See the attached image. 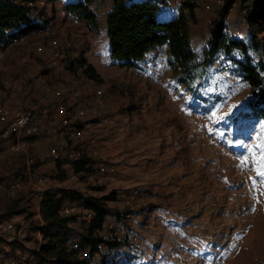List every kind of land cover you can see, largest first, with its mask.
I'll list each match as a JSON object with an SVG mask.
<instances>
[{"label": "rangeland", "instance_id": "obj_1", "mask_svg": "<svg viewBox=\"0 0 264 264\" xmlns=\"http://www.w3.org/2000/svg\"><path fill=\"white\" fill-rule=\"evenodd\" d=\"M164 1L167 7L193 8L192 14L185 9L190 44L197 51L207 47L226 0ZM65 2L45 0L37 5L34 15L42 11L46 27L12 41L6 49L0 47V91L7 100L10 90L3 87V80H18L22 104L8 105L36 111L42 130L24 137L26 153L1 145L0 206L18 197L25 208L34 210L36 196L47 189L76 190L83 197L111 195L112 213L100 234L117 240L121 248L106 260L264 264V176L258 175L261 150L256 147L264 141V118L256 122L245 115L252 90L238 76L236 65L218 52L202 80L191 87L177 80L165 46L154 47L135 65L121 66L109 56L105 31L106 8L112 2L94 0L90 5L97 14L95 27L63 12ZM248 2L235 0L224 18L226 33L246 43ZM50 38L59 41L62 58L52 60L48 47L36 49ZM258 38L260 50L250 54L255 62H264V33ZM73 42L79 47L72 48ZM77 57L92 65L98 78L77 66ZM50 86L63 88V97L53 96ZM97 89L102 94L96 95ZM40 92L50 93L51 100L43 97V105H38L35 96ZM4 100L0 97V104H7ZM59 102L66 106L68 124L82 128L76 140L50 127L49 120L58 125L61 120ZM79 106L85 110L82 117L74 111ZM53 146L62 152L58 161L50 155ZM71 150L75 157H67ZM81 156L92 162L87 171L76 172L73 162ZM15 175L21 185L11 195L7 181ZM66 207L61 212L73 217L69 224L74 239L69 245L77 247L91 214L80 202L68 201ZM0 213L9 214L2 209ZM4 236L0 257L8 263L16 257L33 260L30 248L37 251L42 242L38 231L21 233V244L8 239L17 234ZM100 248L93 255L80 250L83 264H102L107 247Z\"/></svg>", "mask_w": 264, "mask_h": 264}, {"label": "trees", "instance_id": "obj_2", "mask_svg": "<svg viewBox=\"0 0 264 264\" xmlns=\"http://www.w3.org/2000/svg\"><path fill=\"white\" fill-rule=\"evenodd\" d=\"M93 1L68 0L63 12L73 14L95 27L97 14L90 8ZM234 1L226 0L220 7L209 45L197 51L190 44L188 20L193 9L190 5L181 4L176 12L168 14L164 0H112L105 16L109 56L121 66H131L142 60L154 47L165 46L168 65L177 80L191 87L192 83H197V79L202 80L206 67L213 62L218 52H222L236 65L238 76L249 84L252 93L245 105L249 111L244 113L257 122L264 118V62H255L250 50L257 52L261 47L258 36L264 33V0H242L249 1V43L231 37L225 31L224 18ZM36 2L37 0H0V44L4 46L14 39L46 27L45 20H33L38 7ZM186 8L188 14L185 12ZM74 61L78 62L77 66L86 69L89 76L98 78L94 67L86 64L83 58L77 57ZM198 83L201 85V82ZM1 145H4L2 141L0 148ZM91 162L90 158L84 156L76 158L73 162L75 171H87L88 168L85 167ZM8 183L9 181L7 185ZM112 199L114 197L111 195L83 197L79 191L59 188L42 194L39 202L40 218H35L34 210L25 208L22 198L18 197L6 200L0 209L9 214L21 215L27 229L38 231L42 236V242L38 250L33 251V260L29 264H83L79 251L88 249L90 255H93L101 251L102 244L107 247L102 255V264H116L114 260L106 258L121 248L120 242L106 239L100 234L106 217L112 213L108 206V201ZM65 201L80 202L81 207L91 214L87 231L79 239L77 247L69 245L72 236L69 223L73 217L61 213ZM0 244H3L1 239Z\"/></svg>", "mask_w": 264, "mask_h": 264}, {"label": "built area", "instance_id": "obj_3", "mask_svg": "<svg viewBox=\"0 0 264 264\" xmlns=\"http://www.w3.org/2000/svg\"><path fill=\"white\" fill-rule=\"evenodd\" d=\"M20 1V0H15ZM45 0H37V5H43ZM23 37L15 39L21 41ZM72 48H78L79 44L73 42ZM50 49L51 56L53 59H60L63 57V53L60 49L59 41L56 38H50L45 44L41 43L37 46L38 51H44L46 48ZM1 51V50H0ZM2 54V51H1ZM19 85L18 80L6 78L3 80V87H6L10 90V95H14L18 90L17 86ZM48 91L55 97H63L64 91L60 87L48 88ZM96 95L102 94V90H95ZM58 113L61 115V120L59 125L54 120H49L50 127L54 133L61 131L62 129L69 139L76 140L82 135V128L71 126L68 123V118L65 116L66 106L63 102H59L57 106ZM77 116L82 117L85 114L83 107L79 106L75 110ZM62 127V128H60ZM41 126L38 121V115L36 111H33L28 108H22L19 105H8L0 104V141L3 144L12 150L13 152H22L26 153L27 142L24 137L37 135L41 132ZM50 155L56 160L62 157V152L58 146H53L50 148ZM70 157H75L72 152H69ZM21 181L19 178H14L8 183V193L15 195L17 190L20 188ZM45 190H41L39 193L42 195ZM65 210H67L65 208ZM91 217V215H90ZM90 219V218H89ZM14 222H10L8 227H12ZM40 234V233H39ZM77 246V245H76ZM33 258V257H32ZM31 260L24 259H10L9 263L7 258L0 257V264H29Z\"/></svg>", "mask_w": 264, "mask_h": 264}, {"label": "crops", "instance_id": "obj_4", "mask_svg": "<svg viewBox=\"0 0 264 264\" xmlns=\"http://www.w3.org/2000/svg\"><path fill=\"white\" fill-rule=\"evenodd\" d=\"M48 1H50V0H48ZM66 1H68V0H66ZM109 1H111L112 2V0H109ZM37 3V2H36ZM66 3V2H65ZM112 4V3H111ZM178 4H175L174 5V7L172 6H170V7H165L166 8V11L168 12V14H171V13H173V12H176L177 11V9H178ZM176 7V8H175ZM107 10H109V8H106ZM106 10V11H107ZM43 18V14H42V11H41V15L39 16V15H33V20H35V21H41V19ZM191 36V35H190ZM26 37H27V35H26ZM15 40V39H14ZM13 40V41H14ZM12 42H8L6 45H2V44H0V47L1 48H5L6 49V47L8 46V45H10ZM15 57L14 56H12V59H14ZM2 69H5V68H2ZM0 72H2V70H1V68H0ZM19 92H21V91H19ZM24 93H27V92H24ZM47 93V92H46ZM6 93H2V91H0V97H3V98H5V100H4V102H6L7 104H12V103H18V104H22V102H21V98H20V95H22L23 94V92H21V94L20 93H15L14 95H10L11 93H10V91H9V95H8V98H7V100H6V95H5ZM38 94V93H37ZM36 94V100L37 101H39L38 102V105L39 104H42L43 105V97L44 98H48L47 100H51V94L49 93V94H44V92H40V94H38L37 95ZM42 95H44V96H42ZM89 99V101L91 102L92 101V99L91 98H88ZM43 108V110H45V108H44V106L42 107ZM49 112V111H48ZM47 113V112H46ZM50 115L51 116V114L50 113H47V115ZM40 124H41V122H39ZM69 152H72L74 155H75V152L73 151V150H71V151H68V153ZM77 152V151H76ZM76 156V155H75ZM67 157H70L69 155L67 156ZM48 190V189H47ZM47 190H45V191H47ZM37 199H36V203H35V206H34V212H35V216L37 217V218H40L39 217V202H40V199H41V197H42V195L39 193L37 196ZM30 198V197H29ZM28 198V199H29ZM33 200V199H32ZM28 202H30V201H28ZM27 202V203H28ZM79 203V202H78ZM67 204H68V201H65L64 203H63V208L65 207V208H67L66 206H67ZM62 213V212H61ZM63 214V213H62ZM64 215V214H63ZM65 216H67L66 214H65ZM10 222H14V224H13V226L12 227H10V228H13V229H9V227H8V224L10 223ZM89 221H88V219H87V223H88ZM71 227V226H70ZM27 231H30V230H28L27 229V227L25 226V224H24V222H23V220H22V218L20 219V218H18V215H15V214H3V213H0V237L1 238H4L5 236L4 235H15V234H17V236H12V237H9L8 239H13V238H15V240H17L20 244H21V242H20V240H19V238H21V233H25L26 234V232ZM73 231H72V236H71V239L73 240L74 238H73ZM75 236V235H74ZM76 236H77V234H76ZM22 239V238H21ZM24 239V238H23ZM70 239V240H71ZM73 242V241H72ZM38 247H39V245H40V240L38 241ZM30 249H33L34 251H35V249L32 247V248H30Z\"/></svg>", "mask_w": 264, "mask_h": 264}, {"label": "snow or ice", "instance_id": "obj_5", "mask_svg": "<svg viewBox=\"0 0 264 264\" xmlns=\"http://www.w3.org/2000/svg\"><path fill=\"white\" fill-rule=\"evenodd\" d=\"M237 143H239V142H237ZM256 147L261 150L260 155L258 157V159L260 161V168L258 169V175L264 176V141L257 144ZM242 163H243V161H242Z\"/></svg>", "mask_w": 264, "mask_h": 264}]
</instances>
